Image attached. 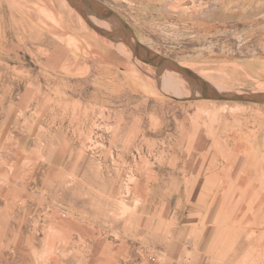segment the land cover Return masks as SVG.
<instances>
[{
	"label": "rangeland",
	"instance_id": "374dc122",
	"mask_svg": "<svg viewBox=\"0 0 264 264\" xmlns=\"http://www.w3.org/2000/svg\"><path fill=\"white\" fill-rule=\"evenodd\" d=\"M96 1L264 90V0ZM73 4L0 0V264H264V105L173 97Z\"/></svg>",
	"mask_w": 264,
	"mask_h": 264
},
{
	"label": "water",
	"instance_id": "95a60500",
	"mask_svg": "<svg viewBox=\"0 0 264 264\" xmlns=\"http://www.w3.org/2000/svg\"><path fill=\"white\" fill-rule=\"evenodd\" d=\"M73 5L83 15L86 13L104 19H117L119 25L112 30H106V32L101 28L95 27L90 21H88V23L105 36L111 37L119 35L120 38L131 47L134 55L142 61L159 67L161 71L171 70L179 73L190 85L192 94L189 95V97H178L176 95H173V97L184 100L206 99L228 102L258 103L264 105V90L247 91L219 88L194 70L180 64L177 59L154 50L138 38L134 27L112 7L96 0H79L77 4ZM83 7L86 8L83 9Z\"/></svg>",
	"mask_w": 264,
	"mask_h": 264
},
{
	"label": "bare ground",
	"instance_id": "6f19581e",
	"mask_svg": "<svg viewBox=\"0 0 264 264\" xmlns=\"http://www.w3.org/2000/svg\"><path fill=\"white\" fill-rule=\"evenodd\" d=\"M73 1V3L74 4H77L78 3V1L79 0H72ZM84 8H86V7H83V9ZM76 12H78V13H81L80 11H78L77 9H76ZM84 15H89V14H84ZM90 16H95V15H92V14H90ZM100 18V17H99ZM101 19H103V20H105L104 18H101ZM100 20V19H99ZM107 21H108V30H112V29H114V28H116L118 25H119V23H118V21H117V19H114V18H109V19H107ZM120 44H121V46L123 47V48H125V49H127L128 51H130L131 53H134L133 52V50L131 49V47H128V46H126V45H124L122 42H120ZM137 61H139L140 63L139 64H146V65H148V66H152V64L150 65L149 63H147V62H144V61H142L140 58L139 59H137ZM141 64V65H142ZM140 66V65H139ZM143 66V65H142ZM153 66H155V65H153ZM143 69V68H142ZM145 69V68H144ZM160 70V69H159ZM160 72H162V71H160ZM160 72L158 73V74H160ZM173 72L175 73V74H178L179 76H181L179 73H177V72H175V71H171V70H166V71H164V72H162V81H163V85L168 89V90H170V91H172V93L174 94V95H176V96H178V97H182V95H183V93H182V91H181V87L183 86V87H189L190 88V85L188 84V82L186 83V82H181L178 78H177V76H175L174 74H173ZM153 80V79H152ZM186 97H189V95H187ZM202 100H206V99H202ZM212 101H217V100H212ZM221 102H223V104H227L228 103V101H221ZM236 103V102H235ZM234 103V104H235ZM230 103H228L227 105H229ZM241 105H243V104H241ZM231 106H232V104H231ZM245 140V139H244Z\"/></svg>",
	"mask_w": 264,
	"mask_h": 264
}]
</instances>
